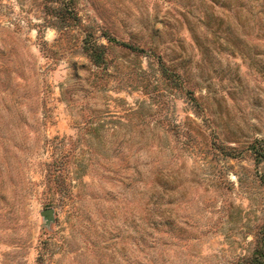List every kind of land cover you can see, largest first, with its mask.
<instances>
[{"label":"rangeland","instance_id":"rangeland-1","mask_svg":"<svg viewBox=\"0 0 264 264\" xmlns=\"http://www.w3.org/2000/svg\"><path fill=\"white\" fill-rule=\"evenodd\" d=\"M0 264H264V0H0Z\"/></svg>","mask_w":264,"mask_h":264},{"label":"water","instance_id":"water-1","mask_svg":"<svg viewBox=\"0 0 264 264\" xmlns=\"http://www.w3.org/2000/svg\"><path fill=\"white\" fill-rule=\"evenodd\" d=\"M42 215L48 216V217H52L53 215V210L52 209H47L41 212Z\"/></svg>","mask_w":264,"mask_h":264}]
</instances>
